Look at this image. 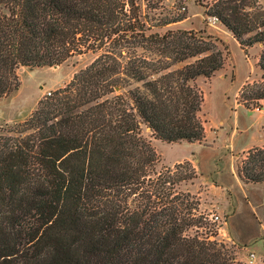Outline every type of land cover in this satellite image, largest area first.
<instances>
[{
    "label": "trees",
    "instance_id": "obj_1",
    "mask_svg": "<svg viewBox=\"0 0 264 264\" xmlns=\"http://www.w3.org/2000/svg\"><path fill=\"white\" fill-rule=\"evenodd\" d=\"M154 1L0 0V100L19 90V68L98 54L0 132V264H240L180 190L196 178L191 163L158 170L152 145L204 139L197 80L213 78L230 52L204 31L167 29L182 16L151 23ZM198 3L245 56L263 46L262 83L238 94L259 107L264 0ZM237 174L263 184L264 147L245 152ZM200 228L205 237L188 234Z\"/></svg>",
    "mask_w": 264,
    "mask_h": 264
},
{
    "label": "rangeland",
    "instance_id": "obj_2",
    "mask_svg": "<svg viewBox=\"0 0 264 264\" xmlns=\"http://www.w3.org/2000/svg\"><path fill=\"white\" fill-rule=\"evenodd\" d=\"M153 4H157L158 6L155 11L150 13L152 17L151 23L155 24L160 20L182 16L184 17L182 21L171 24L167 29L204 31L206 35L221 42L222 45L219 44L220 48L224 46L228 48L230 57L228 56L226 58L224 68L210 80H197V85L203 91L204 95V103L200 118L204 122L208 120L212 126L217 125L220 119L231 116L230 107L239 103V97L237 96L235 98V102L234 96L236 89L245 79H249L248 81L251 82L249 86L253 89L257 88L262 83V72L258 68L257 62L263 46L256 45L253 49L248 50L247 60L238 45L234 43L235 41L231 34L213 18L207 17L204 14V9L199 5L198 0H156ZM97 55V53L90 52L82 55H74L62 64L54 67L37 69L19 68L17 70L20 80L19 90L9 97L0 100V132H3L9 126L23 122L36 108L39 100L50 97L55 91L64 88L72 77L77 72L88 67ZM48 93L50 95H48ZM250 109H253V107ZM242 114L244 116L241 122L246 120L257 127V112L242 111ZM142 133L145 137H150V134L145 128L142 129ZM156 146L158 150L162 152L166 161L179 159L188 155L189 152L187 144L172 147L157 142ZM241 160L243 159L241 158ZM223 164H226V158L223 159ZM163 166L165 165L161 159L157 169L160 170ZM187 185L188 184L185 183L180 186L181 192H186ZM249 189L248 201L253 202V200H258L259 202L257 204L258 215H260L258 221L261 224L260 228L264 231V185L252 186ZM253 194L255 196H253ZM243 202L247 203L246 200H243ZM199 212L207 218L208 223L212 225L210 226L212 230H216L214 238L228 247L232 246L218 235V229L221 227V224L210 221L209 217L212 215L211 211L202 209ZM249 216L251 219H249L248 223L251 230L248 235L252 236L253 230L258 229L259 226L258 221L250 214ZM206 231L207 229L200 228L194 229L188 234L194 235L197 232L198 235L205 237ZM236 260L238 261L237 254Z\"/></svg>",
    "mask_w": 264,
    "mask_h": 264
},
{
    "label": "crops",
    "instance_id": "obj_3",
    "mask_svg": "<svg viewBox=\"0 0 264 264\" xmlns=\"http://www.w3.org/2000/svg\"><path fill=\"white\" fill-rule=\"evenodd\" d=\"M234 43L238 45L236 41ZM245 57L248 60V57ZM248 80L245 79L236 89L235 102L242 86L251 83ZM242 111L257 112V127L246 120L241 122L244 116ZM230 112L231 116L220 119L217 125L212 126L208 120L205 122V137L201 142L164 143L172 147L188 145V155L179 159L166 161L156 146L160 141L153 140L152 145L166 167H173L184 161L191 163L196 178L192 182H187L185 191L199 200V211L208 209L212 215L220 218L221 227L218 229V235L237 248L238 261L241 264H264V231L258 221L259 202L248 201L249 188L257 185L244 184L237 174V164L241 158H244L245 152L253 147H264V101L253 109H246L238 103L230 107ZM224 158H226L225 165ZM249 214L258 221L259 226L258 229L253 230L252 236L248 235L251 230L248 223L251 219ZM251 254L254 257L252 263H249Z\"/></svg>",
    "mask_w": 264,
    "mask_h": 264
},
{
    "label": "built area",
    "instance_id": "obj_4",
    "mask_svg": "<svg viewBox=\"0 0 264 264\" xmlns=\"http://www.w3.org/2000/svg\"><path fill=\"white\" fill-rule=\"evenodd\" d=\"M214 20H215V19H214ZM48 95H50V94L48 93ZM263 117H264V115H263ZM209 219H210V221H212L213 223H220V222H221L220 218H219L217 215H211V216L209 217ZM253 257H254V256L251 254V255H250V259H249V263H252Z\"/></svg>",
    "mask_w": 264,
    "mask_h": 264
}]
</instances>
